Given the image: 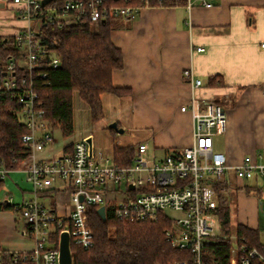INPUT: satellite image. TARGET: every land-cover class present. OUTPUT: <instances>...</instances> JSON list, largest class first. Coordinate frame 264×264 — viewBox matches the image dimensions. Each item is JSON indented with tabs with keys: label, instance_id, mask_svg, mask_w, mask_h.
Returning <instances> with one entry per match:
<instances>
[{
	"label": "built area",
	"instance_id": "built-area-1",
	"mask_svg": "<svg viewBox=\"0 0 264 264\" xmlns=\"http://www.w3.org/2000/svg\"><path fill=\"white\" fill-rule=\"evenodd\" d=\"M43 1L12 0L19 18L29 26L15 36L16 57L0 64V92L17 96L19 109L15 113L27 130L22 142L30 150V163L23 172L32 197L19 204L12 202V206L19 215L20 233L30 236L35 244L32 250L0 253V264H59L63 232L84 249L93 248L94 232L86 217L90 206L97 210L104 206L107 219L109 214L122 222H156L165 215L170 221L164 232L166 242L190 255L173 264H204L207 246L220 239L233 241L230 264H264V243L251 246L245 237L239 241L237 234H224L217 217L230 170L226 157L214 150V136L222 134L227 124V111L219 104L193 98L181 111L192 116L194 143L162 156L150 154L148 146L140 143L128 166L117 164L113 152H100L94 145L91 154L86 138L75 142L70 151L46 159L35 157L54 142L53 124L46 118L37 86L42 81L49 84L48 71L62 65L61 57L40 37L43 27L85 26L90 21L97 32L107 18L136 17L144 8L152 7V1L161 5V0H137V4L126 6L112 5L109 0ZM198 5L212 7L207 1L196 4L187 0L188 8ZM17 71L26 76L20 78ZM185 75L191 77L192 71ZM192 83L195 88L202 85L200 80ZM12 171L0 166V178L5 180ZM234 173L243 181L258 176L264 189V165L254 164L250 156L235 167ZM51 190L65 199L63 214L39 198L40 193ZM168 211L178 216L174 218Z\"/></svg>",
	"mask_w": 264,
	"mask_h": 264
},
{
	"label": "crops",
	"instance_id": "crops-1",
	"mask_svg": "<svg viewBox=\"0 0 264 264\" xmlns=\"http://www.w3.org/2000/svg\"><path fill=\"white\" fill-rule=\"evenodd\" d=\"M192 1H207L212 7L188 8L183 0L173 6L144 8L136 17L116 18L112 41L122 50L124 66L113 72L112 82L126 91L121 96L101 95V119L105 124L117 122L124 133H138L139 144L145 143L148 150L152 146L153 154H165L194 143L193 119L181 111L182 106L193 98L219 104L227 111V124L222 134L214 136V150L230 166L225 192L232 190L230 186H260L258 176L243 181L234 170L248 156L254 164L264 165V0ZM28 26L12 0H0V37L15 38ZM199 47L205 50L199 52ZM187 70L192 71L191 77L185 75ZM193 80L202 85L195 88ZM78 97L76 93L74 107ZM90 136L89 131L77 134L74 127L65 149L70 151L75 142ZM96 150L103 152L100 147ZM29 163L28 158L10 172L0 190L3 254L35 247L30 236L20 233L19 215L12 206L16 199L23 202L32 197L23 172ZM39 198L61 214L66 210L65 199L55 191L40 193ZM253 220L241 215L238 225L257 230Z\"/></svg>",
	"mask_w": 264,
	"mask_h": 264
},
{
	"label": "trees",
	"instance_id": "trees-1",
	"mask_svg": "<svg viewBox=\"0 0 264 264\" xmlns=\"http://www.w3.org/2000/svg\"><path fill=\"white\" fill-rule=\"evenodd\" d=\"M112 5L137 4V0H109ZM183 0H161L163 6H173ZM152 5L157 3L152 1ZM116 18H107L94 31L90 21L85 26L64 24L62 27L45 26L40 32L42 40L62 59L60 68L48 71L49 84L42 81L37 91L46 108V118L53 128H61L65 137L74 133V95L77 93L86 104L93 121L103 116L101 95L113 93L121 96L126 89L113 85L112 75L124 66L123 53L112 41ZM15 38L0 37V62L16 57ZM22 78L24 73L17 71ZM19 109L14 93L0 92V166L15 170L29 158L30 150L23 145L22 137L27 132L15 112ZM112 133L114 130L109 129ZM68 148L65 149V151ZM115 162L122 166L131 165L134 147L115 146ZM5 182L0 178V190ZM258 193H264L258 186ZM255 188L247 187V190ZM217 217L224 234H232L231 207L221 196ZM88 226L94 232V246L84 249L71 240L75 257L74 264H173L190 258L187 251L177 250L166 242L164 232L170 221L161 215L156 222L131 223L117 221L108 214L104 222L96 207H88ZM237 238L245 237L251 246H261L259 231L238 225ZM58 237V236H57ZM56 237V239H57ZM240 243V242H239ZM233 241L220 239L207 246L204 264H230ZM5 259V257H2ZM1 260V259H0Z\"/></svg>",
	"mask_w": 264,
	"mask_h": 264
},
{
	"label": "rangeland",
	"instance_id": "rangeland-1",
	"mask_svg": "<svg viewBox=\"0 0 264 264\" xmlns=\"http://www.w3.org/2000/svg\"><path fill=\"white\" fill-rule=\"evenodd\" d=\"M74 127L77 134L83 131H89L94 137V147L97 149L100 147L104 153L114 151L113 148L118 145L125 144V147H135L141 141V137L138 133H132L127 131L123 134L116 132L112 133L109 130V124H105L103 119L93 121L91 113L86 104L78 97L74 107ZM54 142L48 145L42 152L35 154L37 159L51 158L57 152H63L65 145L69 142L61 131V128L53 129ZM153 147H150L149 153L153 154ZM157 156L164 155V152L157 151ZM258 184L255 189L247 190V188L235 189L234 186H230L231 191L224 193L225 199L231 207L232 213V236H235L238 228V221L242 216L249 215L253 218L256 231H259V239L261 243H264V193H258ZM4 189V187H3ZM262 202V204H260ZM15 204L21 203L20 199L14 201ZM172 217L176 218L178 214L173 211H168Z\"/></svg>",
	"mask_w": 264,
	"mask_h": 264
},
{
	"label": "water",
	"instance_id": "water-1",
	"mask_svg": "<svg viewBox=\"0 0 264 264\" xmlns=\"http://www.w3.org/2000/svg\"><path fill=\"white\" fill-rule=\"evenodd\" d=\"M49 1L50 0H44L43 4H47ZM103 22H104V20H103ZM4 75H6V73H4ZM109 129H112L119 134L124 133V129L120 128L118 126L117 122L110 123ZM86 142L89 144L90 153L92 154V152H93V137L90 136V137L86 138ZM80 200L83 201L82 196H81ZM97 213L104 222L107 221L106 210H105L104 206L100 207L97 210ZM59 251H60L59 264H74L75 257L73 255L72 249H71V236L67 232H63L60 235Z\"/></svg>",
	"mask_w": 264,
	"mask_h": 264
}]
</instances>
